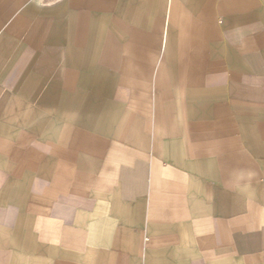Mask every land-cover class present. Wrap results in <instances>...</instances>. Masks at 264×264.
Wrapping results in <instances>:
<instances>
[{"label":"crops","instance_id":"1","mask_svg":"<svg viewBox=\"0 0 264 264\" xmlns=\"http://www.w3.org/2000/svg\"><path fill=\"white\" fill-rule=\"evenodd\" d=\"M0 264H264V0H0Z\"/></svg>","mask_w":264,"mask_h":264}]
</instances>
